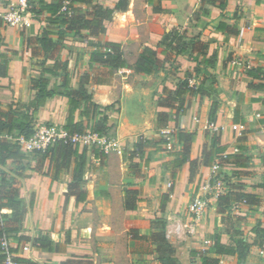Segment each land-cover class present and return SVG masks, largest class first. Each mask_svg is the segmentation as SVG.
<instances>
[{
	"label": "crops",
	"instance_id": "0c3cea01",
	"mask_svg": "<svg viewBox=\"0 0 264 264\" xmlns=\"http://www.w3.org/2000/svg\"><path fill=\"white\" fill-rule=\"evenodd\" d=\"M15 1L0 0V11ZM93 1L120 6L105 21L103 40L120 43L126 60L127 52L135 50L132 61L143 45L154 46L162 65L155 74H137L125 67L86 86L93 102L110 105L105 111L106 126L117 145L108 150L86 147L80 183L86 194L83 200L67 195L74 159L57 179L49 174V158L42 161L40 154L22 147L19 158L0 164V184L14 187L26 206L17 235L29 240H11L14 254L22 264H202V256L217 258L216 264H240L236 239H247L256 223L264 225L262 207L241 203L224 217L216 212L212 198L195 233L187 235L182 231L188 219L187 205L200 192L210 165L200 164L189 181V165L185 164L169 192L172 181L165 146L150 145L141 153L134 148L140 137L157 141L177 126L194 133L190 157L200 162L212 131L205 126L207 113L216 102L212 123L219 128L221 155L243 153L248 157L242 168L218 163L217 173L239 175L242 179L230 181L243 183L245 192L258 194L264 201V189L256 186L264 173V89L250 86L259 82L244 72L248 67L264 69V0ZM30 2L39 9L38 0ZM46 17L45 11L34 14L32 25L24 29L0 21V110L16 119L28 117L33 128L43 123L64 126L68 99L53 94L37 104L31 80L47 78L48 89L60 85L63 70L54 75L43 69L54 60L66 61L69 86L77 88L79 77L90 67L88 45L95 40L72 33H65L63 39L53 33L41 40ZM170 30L176 38L169 45L161 43ZM82 41L86 49L77 51ZM92 66L101 73L109 70ZM185 77L191 85H207L209 77L214 82L203 96H186L188 107L176 122H159L158 112L173 113L159 106V96ZM75 119H79L78 112ZM233 124L241 127L240 133L232 129ZM9 137L12 141L21 137L19 130L13 129ZM77 149L80 152L83 147ZM128 191L136 192L134 209L123 207ZM167 192L169 198L161 209V194ZM2 214L8 219L10 209L3 208ZM179 225L182 229L176 233ZM42 235L50 239V247L33 245V239ZM216 241L225 247L224 252H217ZM165 256L173 261L169 263ZM244 264H264V245H249Z\"/></svg>",
	"mask_w": 264,
	"mask_h": 264
},
{
	"label": "trees",
	"instance_id": "16d2710c",
	"mask_svg": "<svg viewBox=\"0 0 264 264\" xmlns=\"http://www.w3.org/2000/svg\"><path fill=\"white\" fill-rule=\"evenodd\" d=\"M85 6V10L82 9ZM39 9L32 4L29 0L28 9L33 13L45 11L47 13V24L42 29L41 40H46L49 35L56 33L59 39H63L65 33H72L75 37L84 39L90 37L95 39L88 46L90 49L87 51L88 62L90 66L98 65L102 68H108L106 73L94 71L91 67L86 70L79 77V86L72 88L69 86V77L66 72L67 62L54 60L51 67H46L43 72L56 74L58 71L63 70L64 75L60 85L54 86L51 89L47 88L48 79L45 77H38L31 80L33 88L36 89V102L37 104L43 99L52 96L53 94H64L67 101V118L64 124L71 133H81L86 129H91L99 134H107L109 128L106 126L107 116L106 109L110 105H99L92 100V94L88 91L87 85L92 82H98L99 76H109L113 71L129 67L134 73L137 74H155L160 66V60L157 57V49L151 45H143L132 65L127 63L124 55L122 45L118 42L103 40L102 37L105 33V21L111 20L113 13L120 6L117 4L114 8L103 6L93 0H56L55 2H46L45 0H38ZM176 38V34L171 30L166 32L163 36L161 43L166 45ZM245 74L253 79H257L259 83L249 84L252 87L264 89V69L262 67H248L244 70ZM207 85L204 83L190 84L188 77L180 80L174 89H165L163 95L158 98L159 106L171 108L173 113L158 112L157 120L159 122H167L168 120L177 121V118L183 115L188 107L187 97L194 94L203 96L209 86L214 82V79L208 78ZM76 112L79 113V119H75ZM216 115V102L207 113L208 122H213ZM16 119L11 117L8 112L0 110V164H4L8 159L19 158L20 146L17 142L11 140V132L13 129L19 130V135L28 137L33 132V127L28 124V117ZM4 134V135H2ZM218 131H211L207 136L209 140V147L204 144L202 160L192 159L190 157V149L193 141L194 133L186 132L185 130L175 127L168 137H161L159 140L154 141L140 137L136 142L134 150L141 153L145 147L150 145H158L159 148L165 146L166 155L169 159L166 162L168 170L170 171L171 187L169 192L172 191L173 184L177 179L179 170L185 165H189V181H192L197 168L200 164L204 166H211L215 160L220 162L232 163L235 166L242 168L246 167L248 157L243 153H233L221 155L223 148L217 145ZM78 146L62 143L61 141L54 142L46 147L44 151H32L42 156V161L46 158L50 160L49 174L53 179L59 178V174L63 169H67L72 159L75 160V165L72 173L71 182L68 184L67 195H75L76 200H83L85 192L80 188V183L83 178V169L86 161L87 148L79 152ZM261 162L264 165V155L261 157ZM219 176V174H218ZM224 182V181H223ZM264 189V173L261 175V181L256 185ZM225 190L222 194L214 198L215 210L222 216L229 217L230 208L237 203L257 204L262 207L264 213V201L258 194L245 192L243 190V183L228 181L224 183ZM14 187H4L0 184V240L2 237H7L10 240L27 241L29 237L17 235L19 226L22 222L23 216L26 212L24 202L17 197ZM129 199L123 202L125 209H134L136 206L135 191H128ZM169 193L161 194L159 207L164 208ZM10 209L9 218L5 219L2 214V209ZM223 218V217H222ZM247 239L251 242L248 243ZM247 239H236L238 246L236 256L240 264L244 262L245 256L249 251V245L262 247L264 245V225L261 222L256 223L250 230V235ZM35 247H50L51 241L45 236H37L33 239ZM217 252L222 253L225 247L214 242ZM13 251V249H12ZM18 258V257H17ZM4 259L0 247V264ZM20 262L21 259L18 258ZM165 259L171 263L173 258L165 256ZM202 264H216L217 258H210L202 256ZM61 264H67L62 262Z\"/></svg>",
	"mask_w": 264,
	"mask_h": 264
},
{
	"label": "built area",
	"instance_id": "2783aa9c",
	"mask_svg": "<svg viewBox=\"0 0 264 264\" xmlns=\"http://www.w3.org/2000/svg\"><path fill=\"white\" fill-rule=\"evenodd\" d=\"M28 2L29 0H16L14 3H11L6 10L0 11V21L5 25L21 29L30 27L34 14L28 9ZM205 126L219 132V128L212 122L206 123ZM232 129L238 133L241 131V127L237 124H233ZM13 141L17 142L26 151H44L48 145L57 141L72 146L96 148L99 150H108L117 145L115 138L111 135L99 134L91 129H86L81 133H71L64 126L50 123L39 124L33 128V132L28 137L21 136L14 138ZM217 170L218 162H214L210 166L208 177L200 182L199 190L201 195L192 199L187 205L188 219L183 224V229L181 225L177 226L175 229L176 233H179L182 229L187 235L194 234L197 223L207 209L210 199L216 198L224 192V182L218 176ZM239 204L241 203L233 206L237 207ZM169 233L170 231H168ZM0 247L4 255L2 264H22L12 251L10 239L5 236L2 237Z\"/></svg>",
	"mask_w": 264,
	"mask_h": 264
},
{
	"label": "rangeland",
	"instance_id": "374dc122",
	"mask_svg": "<svg viewBox=\"0 0 264 264\" xmlns=\"http://www.w3.org/2000/svg\"><path fill=\"white\" fill-rule=\"evenodd\" d=\"M79 46V50H77V51H83V50H85L86 49V42L85 41H82V44H80V45H78ZM72 51V50H71ZM134 55H135V50H131V51H128L127 52V60H128V62H133L132 60H133V58H134ZM91 64L89 63V66H90ZM161 65H162V63H161ZM92 69H95L93 66H90ZM89 67V68H90ZM88 68V69H89ZM107 135H112L110 132H108L107 133ZM253 166V165H252ZM250 173H252V172H248V175L250 174ZM231 175V174H230ZM220 178H222V180L224 181V183H226V182H228V180L230 181V178H232V179H235V180H239V178H241V177H239V175H234V176H229V175H227V174H223V173H221L220 175ZM242 179V178H241ZM201 195V192H196V194H195V198L196 197H199ZM245 260V259H244ZM242 264H244V262L242 263Z\"/></svg>",
	"mask_w": 264,
	"mask_h": 264
}]
</instances>
